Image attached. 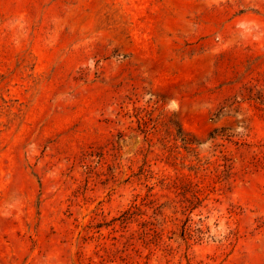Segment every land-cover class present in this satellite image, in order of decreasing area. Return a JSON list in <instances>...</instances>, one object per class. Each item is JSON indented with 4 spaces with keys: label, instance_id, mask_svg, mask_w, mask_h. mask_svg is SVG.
Wrapping results in <instances>:
<instances>
[{
    "label": "rangeland",
    "instance_id": "obj_1",
    "mask_svg": "<svg viewBox=\"0 0 264 264\" xmlns=\"http://www.w3.org/2000/svg\"><path fill=\"white\" fill-rule=\"evenodd\" d=\"M91 260L264 264V0H0V264Z\"/></svg>",
    "mask_w": 264,
    "mask_h": 264
},
{
    "label": "trees",
    "instance_id": "obj_2",
    "mask_svg": "<svg viewBox=\"0 0 264 264\" xmlns=\"http://www.w3.org/2000/svg\"><path fill=\"white\" fill-rule=\"evenodd\" d=\"M217 133H218V131H215L213 134H211V138L215 139L216 137H218ZM133 215H134V213L132 214L131 211L124 212L123 215L121 216L122 224L128 225L132 221ZM143 225H145V224H143ZM147 234L148 233H145V235H147ZM89 264H96V263L91 260L89 262Z\"/></svg>",
    "mask_w": 264,
    "mask_h": 264
}]
</instances>
